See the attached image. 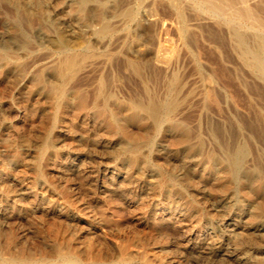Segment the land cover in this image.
<instances>
[{
	"label": "rangeland",
	"instance_id": "374dc122",
	"mask_svg": "<svg viewBox=\"0 0 264 264\" xmlns=\"http://www.w3.org/2000/svg\"><path fill=\"white\" fill-rule=\"evenodd\" d=\"M214 1L0 0V264H264V0Z\"/></svg>",
	"mask_w": 264,
	"mask_h": 264
},
{
	"label": "bare ground",
	"instance_id": "6f19581e",
	"mask_svg": "<svg viewBox=\"0 0 264 264\" xmlns=\"http://www.w3.org/2000/svg\"><path fill=\"white\" fill-rule=\"evenodd\" d=\"M95 1V0H94ZM211 1V0H210ZM212 1H214V0H212ZM216 1V0H215ZM214 1V2H215ZM219 1H221V0H219ZM225 1V0H224ZM230 1V0H229ZM254 1H256V0H254ZM80 2H81V4H82V6L84 5V4H88L89 2H90V0H80ZM226 2V1H225ZM225 2H224V4H225ZM233 3L234 4V2L233 1H230L229 3ZM237 2V1H236ZM228 3V4H229ZM217 4H218V2H217ZM216 4V5H217ZM253 4V3H252ZM210 5V4H209ZM211 5H212V2H211ZM221 5V4H220ZM230 5V4H229ZM214 6V5H213ZM209 7V6H208ZM255 7V6H254ZM254 7H252V8H254ZM223 8V7H222ZM260 8V7H259ZM117 9V8H116ZM126 10V9H125ZM219 10V9H218ZM221 10V9H220ZM235 11V10H234ZM258 11V10H257ZM238 12V11H237ZM239 12H241L242 13V11H240L239 10ZM238 12V13H239ZM124 14H126V13H124ZM237 15V14H236ZM255 15H257V18L258 17H260L259 16V14H257V13H255ZM241 16V15H240ZM102 17V16H101ZM241 17H243V16H241ZM250 17V16H249ZM237 18V17H236ZM238 18H240V17H238ZM260 20V26H263L264 27V19H259ZM102 21V20H101ZM166 22V21H165ZM193 23V22H192ZM197 24V23H196ZM158 25V24H157ZM258 25V24H257ZM260 26H258V27H260ZM99 31V33H105L106 31H108L109 30V27H108V25L104 22V20H103V22L101 23V26L99 27V29H98ZM161 35V34H160ZM234 37H235V39H236V44H237V46H238V48H239V52H240V55H241V57H242V59L244 60V62L248 65V66H250L253 70H256V71H258V72H260V73H262L263 75H264V55H262L261 54V52L258 50V49H256L255 47H253V46H251V45H249L247 42H246V40L239 34V33H237V32H235L234 33ZM260 39V38H259ZM155 41V40H154ZM112 43V42H111ZM262 44H264V42L262 43ZM259 45V44H258ZM261 45V44H260ZM264 49V48H263ZM82 50V49H81ZM70 56V55H69ZM69 56H68V60H66V64H68V65H70V63L72 62V60L71 59H69ZM62 57V56H61ZM75 57V56H74ZM73 58V57H72ZM163 61V60H162ZM74 63V62H73ZM75 63H77L76 61H75ZM24 66V65H23ZM62 66V65H61ZM61 66H60V68H61ZM72 66H74L73 64H72ZM76 66V65H75ZM64 66H62V68H63ZM70 67V66H69ZM65 68V67H64ZM115 68V67H114ZM62 70V69H61ZM68 70V69H67ZM66 70V71H67ZM134 70V69H133ZM149 70V69H148ZM224 70V69H223ZM63 71V70H62ZM135 71V70H134ZM123 76V75H122ZM223 77V76H222ZM223 81H225V79L223 80ZM222 81V82H223ZM225 82H227V81H225ZM209 87V86H208ZM59 88V87H58ZM57 88V89H58ZM106 89V88H105ZM217 89V88H216ZM62 91V93H63V89H61ZM209 90V89H208ZM57 91V90H56ZM211 93V92H210ZM209 96H211V95H209ZM62 97V96H61ZM60 97V98H61ZM138 103V102H137ZM160 103H162V102H160ZM168 104V103H167ZM171 105V104H170ZM136 107L142 112V113H144V114H146L147 116H149V117H151V119L155 122L156 121V118H157V116H158V114H159V112L161 113V106H159L158 104H156V103H152V102H149L148 104H146V105H144V104H137L136 105ZM163 107V106H162ZM164 107H166V109H168L169 108V105H165L164 104ZM258 117V116H257ZM259 120V119H258ZM233 130V129H232ZM258 130V129H257ZM257 132V131H256ZM244 155H245V153H244V150H243V147L241 148H238V149H236L235 151H232V152H229V155H228V158L226 157V160H227V166H226V171H227V173H228V175H229V177L232 179V180H236L237 178H238V176H239V174L241 173V171H242V162H243V159H244ZM262 157V156H261ZM257 159V158H256ZM255 161V160H254ZM259 161V160H258ZM259 165V164H258ZM260 169V168H259ZM235 229V228H234ZM237 232V231H236ZM74 251V250H73ZM126 254V253H125ZM10 257V256H9ZM15 257V256H14ZM74 257H76V256H70L69 258H73L74 259ZM21 258V257H20ZM68 258V259H69ZM78 258V257H77ZM90 258V257H89ZM2 259H4V257L2 258ZM6 259H8V258H6ZM5 260V259H4ZM9 260H10V258H9ZM14 261H15V259H13ZM13 260H12V262H13ZM3 261V260H2ZM75 261V260H74ZM77 261V260H76ZM4 262H6V261H4ZM9 263H10V261H8ZM46 262V261H45ZM44 262V263H45ZM77 262H79V261H77ZM92 262V261H91ZM90 262V263H91ZM95 262V261H94ZM123 262V261H122ZM96 264H99L98 262H95ZM13 264H15V263H13ZM92 264V263H91Z\"/></svg>",
	"mask_w": 264,
	"mask_h": 264
}]
</instances>
